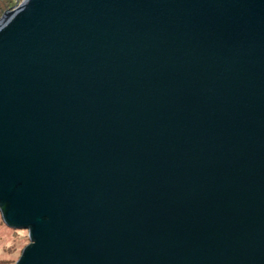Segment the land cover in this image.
I'll return each instance as SVG.
<instances>
[{
	"label": "water",
	"instance_id": "95a60500",
	"mask_svg": "<svg viewBox=\"0 0 264 264\" xmlns=\"http://www.w3.org/2000/svg\"><path fill=\"white\" fill-rule=\"evenodd\" d=\"M0 210L15 264H264V0L6 10Z\"/></svg>",
	"mask_w": 264,
	"mask_h": 264
},
{
	"label": "rangeland",
	"instance_id": "374dc122",
	"mask_svg": "<svg viewBox=\"0 0 264 264\" xmlns=\"http://www.w3.org/2000/svg\"><path fill=\"white\" fill-rule=\"evenodd\" d=\"M22 2L23 0L17 1L11 8ZM29 243L28 229L6 226L0 213V264H15Z\"/></svg>",
	"mask_w": 264,
	"mask_h": 264
},
{
	"label": "trees",
	"instance_id": "16d2710c",
	"mask_svg": "<svg viewBox=\"0 0 264 264\" xmlns=\"http://www.w3.org/2000/svg\"><path fill=\"white\" fill-rule=\"evenodd\" d=\"M17 1H19V0H0V17L7 9L11 8ZM0 213H1V210H0ZM1 217H2V213H1ZM2 220H3V217H2ZM3 222H4V220H3ZM6 226H8V225H6ZM12 229H14V228H12Z\"/></svg>",
	"mask_w": 264,
	"mask_h": 264
}]
</instances>
